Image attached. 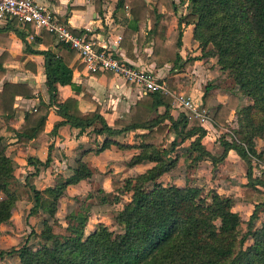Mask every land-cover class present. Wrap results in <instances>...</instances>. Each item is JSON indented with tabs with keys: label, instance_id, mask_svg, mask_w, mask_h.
Segmentation results:
<instances>
[{
	"label": "trees",
	"instance_id": "trees-1",
	"mask_svg": "<svg viewBox=\"0 0 264 264\" xmlns=\"http://www.w3.org/2000/svg\"><path fill=\"white\" fill-rule=\"evenodd\" d=\"M93 1L96 11L102 14L106 0ZM112 3L115 9L126 8L130 15L125 18L118 45L133 58L134 46L141 50L149 43L148 59L157 67L169 62L185 70L198 58L183 57L180 53L183 25H193L192 37L197 41L201 55H217L221 67L231 70L235 84L251 98V103L239 108V140L223 138L221 152L215 155L202 142L207 129L200 116L185 110L172 115L173 96L161 90L142 91L130 112L116 117L115 126L111 127L100 112L98 102L95 101L94 109L83 111L77 97H60L58 84H70L76 93L79 92L72 80L70 65L76 52L66 42H55L53 32L40 29L34 35V41L47 47L32 50L44 56L49 100L40 98L34 108L25 111L22 122L14 129V143L25 145L32 138H44L48 108L54 103L62 117L54 128L69 124L82 132L91 126L88 130L90 145L80 152L70 174H57L53 183L43 188L30 184L32 203L27 217H40L42 227L39 231L31 228L37 240L35 247L23 242L15 248L18 261L13 264H264V217L259 225L254 223L258 211L264 207V176L253 175L251 161V154L256 153L253 138H264V0H188L186 10L178 15L177 25L171 33L168 27L173 9L167 0H155L153 4L148 0H114ZM8 21V25L0 27V45L5 47L0 52V78L6 71L4 63L12 58L6 49L11 43L7 32L14 30L25 44L27 33L34 32L31 22L24 23L28 31H23L14 26V23H20L17 18ZM70 29L76 34L83 31ZM86 33L91 34L90 31ZM210 43L213 49L207 48ZM83 65L82 62L77 64L78 67ZM102 72L108 79L113 74L110 70L95 71L96 74ZM33 95V87L28 82L5 80L0 88V116L12 118L16 97ZM215 95L214 85L207 83L201 95L202 107L210 108V100ZM239 99L237 92L229 91L223 102L215 103L211 107L213 124H226L231 112L239 107ZM160 106L163 109L159 111ZM153 112L156 114L152 115ZM136 129L141 130L138 143L126 144L114 138ZM99 134H104L100 143ZM171 134L173 138H170ZM186 140H189L187 157L193 161L205 158L215 164L230 149L245 160L247 185L240 190L241 197L254 204L245 231L240 230V214L232 209V196L214 190L205 195L199 185L163 184L159 180L178 162V154L171 155L170 151ZM112 144L138 148L129 158L128 165L143 161L155 163L143 172L124 178L111 175L108 192L99 188L103 191L99 197L101 202H117L123 194L129 195L114 215L121 231L114 232L98 221L85 233L90 214L84 204L69 212L65 218L66 227L57 231V226L61 225L54 218L59 198L69 184L89 179L94 173L83 155L90 150L99 152ZM49 160L48 154L44 162H39L48 163ZM13 162L0 136V190L4 193L0 197V223L8 220L19 196L11 186L15 176ZM49 217L54 219L53 222ZM248 238L251 242L244 246ZM2 253L0 251V256Z\"/></svg>",
	"mask_w": 264,
	"mask_h": 264
},
{
	"label": "crops",
	"instance_id": "crops-1",
	"mask_svg": "<svg viewBox=\"0 0 264 264\" xmlns=\"http://www.w3.org/2000/svg\"><path fill=\"white\" fill-rule=\"evenodd\" d=\"M48 5L54 12L58 15V17L66 22L68 26L76 29H83L81 33L84 31H90L92 35L98 36L108 42L112 43V46L117 49L120 55H122L129 63L137 65L141 68H147L153 70L156 74L161 76V74H166V71L169 68L176 70V67L171 63H165L164 65L157 67L154 61H150L148 59L149 54L151 53V46L149 43H145L141 50H136V47L133 48L134 57L130 58L126 55L125 50L118 45L117 37L118 35H122L125 24L122 22H116L112 15V10H116L114 5L113 9L107 10L109 16L103 19L102 15L96 11L94 1L93 0H37ZM108 1V0H106ZM104 8V4H103ZM118 9V8H117ZM105 11H103L104 13ZM129 18V12H124ZM172 15L170 25L168 27V32L171 33L172 30L177 25V20L173 22ZM10 22H0V27H5ZM14 26L20 30L28 31V29L24 26L23 23H14ZM192 24L183 25V36H182V46L180 48V53L183 57L187 56H196L197 50L195 48L198 46L197 41L192 37ZM40 29H35L34 32H28L26 35L25 42L15 33L14 30H9L7 33L11 38V43L9 47L6 49L10 52L12 58L4 63L6 71L4 75L0 78V88L2 83L5 80L10 81H25L28 82L34 90V95L32 97H22L17 96L14 102L15 110L12 118L8 116H0V135L1 136H9L11 133V140L13 146L8 149L6 148V153L10 155L14 160H22L24 166H22V170H28V172L33 173L32 177H35L34 182H42L43 179L49 178V170H61L60 167H68L70 166V170L76 165V158L80 155V152L87 148L90 145L88 130L91 128L88 127L86 130L79 132V128L71 126L69 124H61L54 128V125L59 122L62 117L56 111V104L52 103L47 112V119L45 125L46 136L42 139L32 138L25 145L15 144V134L14 129L19 126V124L23 120V116L25 111L30 110L36 106L39 102L40 98H43L45 101L49 100V93L47 91V86L45 84V72H44V56L40 52H36L32 49H45L47 46L41 42L34 41V35L39 33ZM189 37V39H188ZM187 38V42L185 40ZM58 41L55 37V42ZM29 45V46H27ZM27 47V49H26ZM199 47V46H198ZM5 47L0 45V52L3 51ZM52 49H56L52 46ZM200 49V48H199ZM188 54V55H187ZM200 57L198 56L194 62L186 67L184 74L188 72H192L196 70L194 67H197L196 61ZM79 59L74 56L70 65H72V80L79 87V92L76 93L74 87L70 84H58L60 97L63 99L67 96H75L79 101V107L85 110H91L95 108V101L100 104V112L105 116L106 121L111 127H114V119L116 117L127 115L130 110L132 104L135 100L142 94V89L135 85L125 82L123 78L112 74V76L107 78L105 73L96 74L95 72L89 71L87 67L84 65L82 67H78L77 64ZM26 62H29L26 64ZM194 68V69H193ZM182 73V74H183ZM176 72L173 74L175 75ZM180 74V75H182ZM157 75V76H158ZM197 88V86L195 87ZM198 89V88H197ZM215 89V88H214ZM216 90V89H215ZM203 90L199 93V97L197 100H201V95ZM228 93L222 94L216 90V95L213 96L211 101L215 104L218 102H223ZM214 100V101H213ZM210 101V102H211ZM213 103H210L213 104ZM213 105H211L212 107ZM207 108L206 110H210L213 112L212 108ZM163 109L162 106L158 108L160 111ZM180 110L176 108V101L173 100V105L170 108V112L172 115L176 116ZM211 114L209 118L202 122L206 127L207 132L202 139V142H205V137L210 132L211 129L214 131H219L220 128H223L224 125L227 124H213L211 119ZM156 112H153L152 115H155ZM228 121V119H227ZM140 129L129 130L122 132L118 135H115L118 141L120 140V135H127L129 132L137 136L136 140L129 142H123L126 144H134L140 141V137L138 136ZM9 134V135H8ZM104 134H99L97 139L98 143L102 141ZM170 138H173V134H171ZM185 142H189L186 140ZM205 144V143H204ZM221 144V143H220ZM128 147V148H127ZM131 147V148H130ZM126 149V150H124ZM131 149V150H128ZM9 150V152L7 151ZM124 151H129L128 157L124 164L128 167L135 168L136 166H141L145 163H152L146 168L154 165L155 163L152 161H143L141 163L128 165L127 162L129 158L138 151L137 147L134 146H123L119 147L115 144H112L110 147L105 148L99 152H95L94 150H90L83 155V159L88 162V164L94 169L97 168L102 170L101 167L97 163H92L89 156L90 154H95L96 156L104 157L107 152H116L115 154H121ZM230 149L226 156L230 154ZM50 157L48 163H40L44 162L46 157ZM225 156V157H226ZM224 157V158H225ZM29 158L31 160H29ZM227 158V157H226ZM72 160V161H71ZM207 160V159H206ZM143 170H135L134 174L139 172H143ZM69 170V171H70ZM32 171V172H31ZM113 172H116L114 170ZM130 172V174L124 175L119 178H124L129 175H134ZM55 173L53 174V176ZM91 179V177L89 178ZM87 179H83L77 183L69 184L70 185H78L80 182L85 181ZM110 180L108 181V186L104 187V191L108 192L111 190ZM53 183V182H52ZM51 182L46 183L45 186L52 184ZM185 184V183H183ZM181 184V185H183ZM198 185V183H191ZM44 186V187H45ZM67 186V187H68ZM200 186V185H199ZM37 187V186H36ZM41 188V187H40ZM43 188V187H42ZM67 191V188L65 192ZM65 194V193H64ZM122 207V205H121ZM120 207V208H121ZM119 209V208H118Z\"/></svg>",
	"mask_w": 264,
	"mask_h": 264
},
{
	"label": "rangeland",
	"instance_id": "rangeland-1",
	"mask_svg": "<svg viewBox=\"0 0 264 264\" xmlns=\"http://www.w3.org/2000/svg\"><path fill=\"white\" fill-rule=\"evenodd\" d=\"M113 1L114 0H108L104 2L103 11L105 12L101 14L103 19L106 15L109 16L107 12L109 7L110 10L113 9ZM154 1L155 0H148L150 4H153ZM167 2L173 9L174 22L177 20L178 15L186 10L188 0H167ZM125 11L127 10L123 7H118V9L112 10L114 20L116 22L124 23L125 17H127L124 13ZM185 40L187 41V38H185ZM207 48L213 49V45L210 43ZM195 50H197V54L195 55L200 57L196 61L198 66L194 67L196 70L184 74L182 72L184 70H181L179 67H176V70L169 68L165 75L161 74V76H159L156 74V76L158 75V79L163 80L168 88L176 91V95L186 96L188 94L191 95L193 100H197L199 93L204 89L207 83L214 85V88L222 94L228 93L229 91H235L239 94V107L231 112L226 123L227 125L220 128L218 132L211 129L207 134V137L204 139L206 148L217 155L221 152L222 145L220 144V141L223 138L239 140V135L237 134L239 128L238 119L240 116L239 108L245 104L251 103V98L235 84L231 70L221 67L217 55L202 56L201 50L198 46ZM175 72L176 74L173 75ZM196 86L198 89L195 88ZM210 103L213 102L211 101ZM211 105H214V103ZM176 108L180 111L184 109V107L179 104L178 99L176 100ZM211 112L212 111L209 109L206 110V115H210ZM11 134H8L9 136L0 135L2 142L5 144L6 148L8 147V149L13 146ZM119 138L123 142L130 143V141L136 140L137 136H135V134L133 135L132 132H129L127 135H120ZM253 140L256 153L251 154L252 172L253 175L263 177L264 138L255 136ZM168 143L169 142H167L166 145H168ZM186 146L187 142H184L170 151L171 155L178 154V162L171 171L164 173L159 180L163 184L172 183L177 185L196 182L202 187L203 194L205 195L214 190L218 193L232 196L234 198L232 209L240 214L242 218L240 230L242 232L245 231L246 222L254 208L253 203L242 199L240 192V190L247 185V164L245 160H243L240 155L232 149L230 154L226 156L227 158L225 157L215 164L205 158L193 161L192 158L187 157L188 151ZM124 150L121 154H115L116 152L109 151L104 157L90 154L89 158L92 163H97L102 170L96 168L91 179L82 181L78 185H70L67 187L65 194L59 198L58 208L55 214L56 218H54L61 225L60 227L57 226V231L64 230L66 227V215L71 211L79 209L82 204L89 208L90 214L85 227V233L92 230L98 221L105 223L109 229L114 232L121 231V226L116 223L114 215L123 202L128 199L129 195L127 193L123 194L117 202H101L99 197L103 193L102 190H104V187L108 186V181L111 175L122 177L130 174V172L134 174L136 169L141 171L152 164L145 163L139 167L136 166L131 169L124 164L126 161L124 159L129 155V151ZM7 151L9 152V150ZM13 163L15 176L11 186L17 190L19 196L12 207L11 215L8 220L0 223V251L3 252L0 256V264H13L17 262L18 256L15 248H18L23 242H27L34 247L37 245V240L33 237L31 228L39 231L42 227V222L40 217H27L28 209L32 203L30 186L34 185L35 187L42 188L46 183H52L57 174L68 175L72 172V170L69 169L70 166L60 167L59 169L61 170L59 171L49 170V178H42V182H34L35 177H32L33 173L28 172V170H22V166H24L22 160H14ZM114 170H116V172H113ZM54 173L55 175L53 176ZM99 188H102V190ZM3 195L4 193L0 190V197ZM263 217L264 207L260 208L258 211V218L255 219L254 223L259 225ZM54 219L49 217V221L51 222H53ZM250 242V238L246 239L244 246Z\"/></svg>",
	"mask_w": 264,
	"mask_h": 264
},
{
	"label": "built area",
	"instance_id": "built-area-1",
	"mask_svg": "<svg viewBox=\"0 0 264 264\" xmlns=\"http://www.w3.org/2000/svg\"><path fill=\"white\" fill-rule=\"evenodd\" d=\"M17 18L21 23L31 22L35 29H47L55 35L58 41L66 42L76 52V57L91 72L110 70L113 74L123 78L125 82L139 86L142 91L161 90L168 92L184 107L200 116L204 122L209 118L201 101L193 100L191 95H176L156 73L147 68H141L129 63L117 49L98 36L87 35L86 31L74 33L70 26L62 21L48 5L37 0H0V22ZM121 35H118L119 42Z\"/></svg>",
	"mask_w": 264,
	"mask_h": 264
}]
</instances>
